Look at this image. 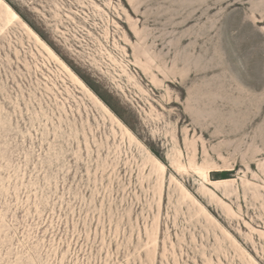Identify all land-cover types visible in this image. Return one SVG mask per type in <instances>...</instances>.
I'll return each mask as SVG.
<instances>
[{
	"label": "rangeland",
	"instance_id": "1",
	"mask_svg": "<svg viewBox=\"0 0 264 264\" xmlns=\"http://www.w3.org/2000/svg\"><path fill=\"white\" fill-rule=\"evenodd\" d=\"M4 2L0 264H264V0Z\"/></svg>",
	"mask_w": 264,
	"mask_h": 264
},
{
	"label": "bare ground",
	"instance_id": "2",
	"mask_svg": "<svg viewBox=\"0 0 264 264\" xmlns=\"http://www.w3.org/2000/svg\"><path fill=\"white\" fill-rule=\"evenodd\" d=\"M2 2H4V0H2ZM5 3V2H4ZM6 16H7V21H8V23H10V22H12L14 19H20V16H19V14L18 13H16L15 11H13L12 10V8L9 6V5H7L6 4ZM27 26V25H26ZM28 27V29L34 34V36L37 38V40H39L42 44H43V46L54 56V57H56V59L57 60H59L68 70H69V67L65 64V63H63V61H61V59L59 58V56L55 53V52H53V50L47 45V44H45L44 42H43V40L39 37V35L38 34H36L29 26H27ZM70 72H71V70H70ZM74 76H75V74H74ZM77 78V80L80 82V83H82L83 84V82L78 78V77H76ZM127 130V132L129 133V134H131V131L129 130V129H126ZM132 135V134H131ZM155 164H156V171H158V172H160L161 173V175L165 172V170H166V165L163 163V162H161L160 160H158V159H156L155 158ZM207 174H208V172H206L205 173V176H206V178H207ZM207 180L209 181V183L212 185V186H214V187H218V186H220V184L221 183H225V182H227L228 181V179L227 180H210V179H208L207 178Z\"/></svg>",
	"mask_w": 264,
	"mask_h": 264
},
{
	"label": "snow or ice",
	"instance_id": "3",
	"mask_svg": "<svg viewBox=\"0 0 264 264\" xmlns=\"http://www.w3.org/2000/svg\"><path fill=\"white\" fill-rule=\"evenodd\" d=\"M0 2H2V0H0Z\"/></svg>",
	"mask_w": 264,
	"mask_h": 264
}]
</instances>
